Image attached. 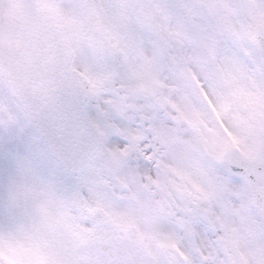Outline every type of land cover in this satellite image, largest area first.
Instances as JSON below:
<instances>
[{"label": "snow or ice", "instance_id": "snow-or-ice-1", "mask_svg": "<svg viewBox=\"0 0 264 264\" xmlns=\"http://www.w3.org/2000/svg\"><path fill=\"white\" fill-rule=\"evenodd\" d=\"M47 5L43 75L0 81V264H63L56 236L72 264H264V147L236 92L264 89V31L250 45L223 15L251 21L264 0Z\"/></svg>", "mask_w": 264, "mask_h": 264}, {"label": "water", "instance_id": "water-1", "mask_svg": "<svg viewBox=\"0 0 264 264\" xmlns=\"http://www.w3.org/2000/svg\"><path fill=\"white\" fill-rule=\"evenodd\" d=\"M0 71L14 91L24 92L45 71L52 29L59 22L47 0H0Z\"/></svg>", "mask_w": 264, "mask_h": 264}, {"label": "rangeland", "instance_id": "rangeland-1", "mask_svg": "<svg viewBox=\"0 0 264 264\" xmlns=\"http://www.w3.org/2000/svg\"><path fill=\"white\" fill-rule=\"evenodd\" d=\"M158 13L154 9H138L135 15L145 24H151L154 21L155 16ZM224 15V28L227 32L231 33L233 21H238L241 29L244 33V38L247 43L253 46H257L253 34L254 28L258 25L264 24V16H254L251 21L243 19L240 9L238 7H231L228 11L223 13ZM157 39L155 41L157 47L160 45V36L156 33ZM220 33H217L216 39L220 38ZM181 42H183L181 40ZM135 48V46H134ZM208 62H211V58H208ZM154 67L146 69V71L153 73L158 72V59H154L152 62ZM0 81L7 84L2 75L0 74ZM8 85V84H7ZM9 86V85H8ZM237 100L247 110L252 109V115L248 119L247 128L256 148L259 149L264 142V89L256 85L253 89L247 83L241 82L237 85ZM219 116V114H218ZM231 135V133L229 134ZM234 144L239 146L240 141L232 136ZM251 199V197H250ZM244 232H251L252 225L248 221L247 216L244 218L242 225ZM51 251L57 257L63 258L64 264H72L76 258V249L71 239L67 237H53L49 244Z\"/></svg>", "mask_w": 264, "mask_h": 264}]
</instances>
